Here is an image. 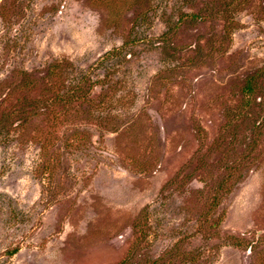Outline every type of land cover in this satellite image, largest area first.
I'll return each mask as SVG.
<instances>
[{"label": "rangeland", "instance_id": "rangeland-1", "mask_svg": "<svg viewBox=\"0 0 264 264\" xmlns=\"http://www.w3.org/2000/svg\"><path fill=\"white\" fill-rule=\"evenodd\" d=\"M0 264H264V0H0Z\"/></svg>", "mask_w": 264, "mask_h": 264}]
</instances>
